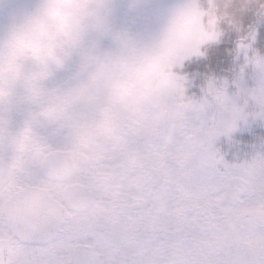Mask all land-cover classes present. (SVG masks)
Returning a JSON list of instances; mask_svg holds the SVG:
<instances>
[{
  "label": "clouds",
  "instance_id": "obj_1",
  "mask_svg": "<svg viewBox=\"0 0 264 264\" xmlns=\"http://www.w3.org/2000/svg\"><path fill=\"white\" fill-rule=\"evenodd\" d=\"M252 7L264 15V0H180L150 39L114 28V0H37L13 17L0 30V214L22 229L50 218L68 233L135 238L183 226L189 203L227 192L204 224L207 243L193 238L166 249L153 237L133 259L172 264L187 255L230 259L237 245L264 250V232L245 231L264 223V146L224 169L212 162L208 134L264 119V56L253 50L246 61L258 73L254 86L213 96L219 119L208 128L194 124L206 101L188 95L176 71L185 54L198 55L222 24L236 27ZM69 65L72 75L53 83ZM17 110L23 119L13 127ZM45 128L61 142H50ZM190 143L195 150L181 161ZM154 156L171 161L163 184ZM80 251L99 257L107 249Z\"/></svg>",
  "mask_w": 264,
  "mask_h": 264
},
{
  "label": "snow or ice",
  "instance_id": "obj_2",
  "mask_svg": "<svg viewBox=\"0 0 264 264\" xmlns=\"http://www.w3.org/2000/svg\"><path fill=\"white\" fill-rule=\"evenodd\" d=\"M209 35L207 39H213ZM248 39L241 36L238 47L244 51L245 61L248 58V50L251 43H245ZM203 43V42H201ZM198 55H203L199 50ZM191 53L185 54L180 64L188 59ZM227 83L217 86L212 80L202 89L199 96L206 101V108L198 114L194 124L199 127L208 128L210 124L219 119V108L213 96L227 98ZM236 127L226 128L212 127L209 129V138L213 147V163H220L224 169H231L234 165L229 164L224 156L214 145V140L222 133H231ZM188 148V146H187ZM185 153V152H184ZM183 155L179 159L183 161ZM107 163H111L108 161ZM215 191V190H214ZM229 194L222 193L220 196L212 195L204 202L189 203L190 209L188 223L183 226L177 225L169 227L167 230L157 231L154 234H141L135 238L127 236H112L101 239L98 234L84 233L83 231H73L68 233L61 225L50 218H39L33 227L22 229L10 218L0 214V264H161L160 261L145 257L139 260L133 259V253L139 250L138 255L144 256V250L152 242L153 237L165 248H169L179 241H190L197 238L200 243H207L201 239L207 229L204 228L206 222L215 219L217 212L222 207V200ZM76 193H69V199H75ZM264 232V223H260L256 228H245V231ZM101 246L107 249L103 256L83 255L82 248ZM7 249L9 256L4 258L3 252ZM234 251L238 253L230 259L202 258L197 255H187L178 257L172 264H264V250L244 249L238 245ZM20 257H23L21 261Z\"/></svg>",
  "mask_w": 264,
  "mask_h": 264
},
{
  "label": "rangeland",
  "instance_id": "obj_3",
  "mask_svg": "<svg viewBox=\"0 0 264 264\" xmlns=\"http://www.w3.org/2000/svg\"><path fill=\"white\" fill-rule=\"evenodd\" d=\"M18 4V15L34 9L37 0H16ZM180 0H114L112 23L116 29H128L136 35L150 39L154 37L163 27L168 13L179 4ZM137 6L133 8V4ZM253 17L248 25L240 18L236 27L221 25V36L215 41L236 40L239 44L241 36L248 39L245 43H251L252 47L248 50V56L252 55V51L264 56V15H258L253 9ZM248 16V12L244 14ZM226 25V24H225ZM236 38H235V37ZM109 41H105L107 45ZM238 44L234 51V58L231 68L223 70L221 68H213L211 73L203 77L202 83H197L196 79L188 72H178L185 80L188 95L199 97L209 80H212L218 87L227 83L226 91L229 95H235L237 91L244 87L254 86L258 73L250 64H247L244 57V51L239 49ZM198 55H192L188 59ZM186 59V60H188ZM179 67H184V63ZM69 72H73L71 65L66 67ZM178 68V69H179ZM217 69V70H215ZM248 111H252L251 108ZM215 147L224 156L227 161H235L243 159L251 154L254 150H261L264 146V119H252L249 117L247 122H241L231 132L217 136L214 140ZM196 145L190 143L184 153V161L191 158ZM239 155V156H237ZM167 165L171 162L169 159ZM166 168L164 169L165 172ZM163 184V183H162Z\"/></svg>",
  "mask_w": 264,
  "mask_h": 264
},
{
  "label": "trees",
  "instance_id": "obj_4",
  "mask_svg": "<svg viewBox=\"0 0 264 264\" xmlns=\"http://www.w3.org/2000/svg\"><path fill=\"white\" fill-rule=\"evenodd\" d=\"M253 9L254 7L247 11L248 16L242 15L240 17L246 25L250 23L253 17ZM228 26L229 25H223V27L226 28H229ZM236 40L239 39L236 38ZM236 40H227L223 38L221 41L204 44L201 48L203 55H198L186 60L184 67L177 69V71L184 73L188 72V74L192 75L196 80H198L201 75L210 72L213 68H221L228 71L232 66L234 51L238 44Z\"/></svg>",
  "mask_w": 264,
  "mask_h": 264
},
{
  "label": "flooded vegetation",
  "instance_id": "obj_5",
  "mask_svg": "<svg viewBox=\"0 0 264 264\" xmlns=\"http://www.w3.org/2000/svg\"><path fill=\"white\" fill-rule=\"evenodd\" d=\"M18 4L16 0H0V30L6 27L12 20L13 17L18 16ZM72 72H69L67 68L61 73H57L53 83L63 81L70 77ZM23 114L20 110H17L13 113L11 124L13 127L19 126L22 122ZM41 133L45 135L50 142L59 143L61 142V135L54 128H45L40 129ZM168 158L165 156H154L151 158L149 163L158 170L160 183H165L166 176L164 169L167 166Z\"/></svg>",
  "mask_w": 264,
  "mask_h": 264
}]
</instances>
